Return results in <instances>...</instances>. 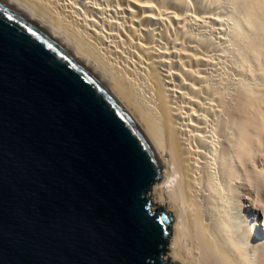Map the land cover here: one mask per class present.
<instances>
[{"label":"bare ground","instance_id":"bare-ground-1","mask_svg":"<svg viewBox=\"0 0 264 264\" xmlns=\"http://www.w3.org/2000/svg\"><path fill=\"white\" fill-rule=\"evenodd\" d=\"M13 1L111 79L164 142L152 203L172 215L165 258L264 264V0ZM225 19L258 63L242 45L230 53L253 80L220 75Z\"/></svg>","mask_w":264,"mask_h":264},{"label":"water","instance_id":"water-1","mask_svg":"<svg viewBox=\"0 0 264 264\" xmlns=\"http://www.w3.org/2000/svg\"><path fill=\"white\" fill-rule=\"evenodd\" d=\"M166 161L111 79L0 0V264H177L152 203Z\"/></svg>","mask_w":264,"mask_h":264},{"label":"rangeland","instance_id":"rangeland-1","mask_svg":"<svg viewBox=\"0 0 264 264\" xmlns=\"http://www.w3.org/2000/svg\"><path fill=\"white\" fill-rule=\"evenodd\" d=\"M230 13H231V12H230ZM228 14H229L228 12L225 13V15H227V17H228V18H226V19H228V21H229V17H230V15L233 16L234 14H233V13H231L230 15H228ZM225 15H224V16H225ZM232 16H231L230 18H231V19H234L235 15H234V17H232ZM225 17H226V16H225ZM226 19H225V21H226L225 24H226V26H227V24H228L229 22L227 23V20H226ZM235 19H236V18H235ZM236 20H237V19H236ZM236 20H235V21H236ZM231 21H232L233 23H232ZM236 22H237V21H236ZM236 22H234V20H230V23H232V24L229 23L230 26H228V27L225 26L226 31H225V33L222 35V36H223V39H222V40H224V37H225V40L227 39V40H226V41H227L226 43H228V45H227L225 42H224V43H225L226 45H225V44L223 45V43L220 42V43H221L220 46L223 45V46H222L223 48L220 47V46L218 45V47H219L220 49H222V50H221L222 53H223V52H226L227 48L230 49V51H229V49H228L229 52L227 51L226 53H223V55H222V53H220V50H219V48H218V52L220 53V55H222L221 57H223L224 55L226 56V60L224 59V58H225V56H224L222 59H220V60H222V61H220V62H223V63H219V64H218L219 66L221 65V67H223L222 64H224V67H225V64H226V70H225V68L223 67V68H222L223 70H222V69H221V70L219 69V72H220V75L223 74V77L221 76L222 78H224V77L226 78V76H228V74H229V75L231 74V76H228V77H227L228 79L226 78L227 80H225L226 82H228V80H229V81L231 80V81L229 82V84L232 82V79H231V78H232L233 76H234V79H235V76H236V78H237V76L240 77V76L242 75V73H243V72H242L243 70L241 71V69H238V71H237V68H239V67L236 65V63H237L238 60L240 61V59L242 58V57H239L240 55H241V56L245 55L244 58H247V57L250 56L251 58L249 57V59H250V60H249V63H251V62L254 63V62H255L254 64H255V65H256V64L258 65V63H256L257 61H255L254 58H253L254 60L252 61V56H251L252 54H246L247 51H245V48H244V46H243L242 41H241L240 38L237 37V39H239V40H237V39L235 40V38H233L234 41H231V45L234 44L235 46H234V45H233V46L230 45L229 39H230V40H233V39L230 38V37H232L231 35L234 34V32H233L232 29L230 30L229 28L231 27V25H232L231 28H233L234 26H236V24H235ZM228 29H229V30H228ZM233 29H234V28H233ZM247 31H248V32H246V31L244 30V33H245V32L248 33L247 35H246V33H245V35H246V36H249V31H250V30H247ZM226 32H227V34H228V32H229V34H228L229 36L226 34ZM231 32H232V34H231ZM250 33H251V31H250ZM225 35H227L229 38H228L227 36H225ZM233 37H234V35H233ZM216 39H217V38H215V40H216ZM217 40H218V39H217ZM217 40H216V41H217ZM220 40H221V39H220ZM225 40H224V41H225ZM232 42H233V43H232ZM217 44H219V42H218ZM229 45H230L232 48H230ZM236 45L239 47L238 49H241V48H242L241 45L243 46V48L241 49L243 52H241V54L239 53L238 49H236V48H237ZM224 46H225V47H224ZM234 47H236V48H234ZM240 47H241V48H240ZM225 48H226V49H225ZM233 48H234V52H233ZM224 49H225V51H224ZM231 50H232V51H231ZM235 50H237L238 52L236 51V53H239L240 55H238V56L233 60V59H232L233 56L236 55V54L233 55V53H235ZM241 50H240V51H241ZM231 52H233V53H232L233 56L230 54ZM244 52H245V53H244ZM247 53H248V52H247ZM249 53H250V52H249ZM226 54H227V55H226ZM228 54H230V55H228ZM246 55H247V56H246ZM228 56H229V57H228ZM237 58H238V59H237ZM239 58H240V59H239ZM247 59H248V58H247ZM228 60H229V62L233 61L232 63H229V64H228L229 67H230L229 69L227 68V66H228V65H227ZM236 60H237V61H236ZM234 61H235L236 63H235ZM224 62H226V63H224ZM230 64H231V65L233 64V65H232L233 67H231ZM234 64H235V65H234ZM254 64H250V65H251V66L253 65V67L256 68L257 66L255 67ZM236 66H237V68H235ZM221 67H220V68H221ZM231 68L234 69V71H236V72L234 73L233 76H232L233 71H231V70H232ZM227 69H228V70H227ZM235 69H236V70H235ZM224 70H225V73H223ZM229 70H230V71H229ZM239 70H240V71H239ZM222 71H223V72H222ZM226 71H227V73H226ZM221 72H222V74H221ZM229 72H230V73H229ZM231 72H232V73H231ZM237 72H238V74H237ZM241 72H242V73H241ZM247 73H248V72H247ZM247 73H246V75H245V73H244V75H242V76H245V78L248 77L247 79H249V80H251V79L253 80V78H255V77L252 76L251 73H250L251 76H250L249 74H248L249 76H247ZM235 74H236V75H235ZM224 75H226V76H224ZM229 77H231V78H229ZM250 78H251V79H250ZM234 79H233V80H234ZM153 207H154V208H157V207H160V205H159V204H155V205H154V203H153ZM163 207L166 208L165 206H163ZM171 225H172V221H171ZM168 244H169V243H168ZM169 252H170V250H169V247L167 246V249H166V252H165V256L168 255ZM164 259H165L167 262H170V263H175V262H176V261H172V258H171V257H169V258H167V259L164 257Z\"/></svg>","mask_w":264,"mask_h":264}]
</instances>
